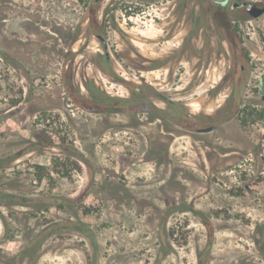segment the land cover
Returning <instances> with one entry per match:
<instances>
[{"label":"rangeland","instance_id":"1","mask_svg":"<svg viewBox=\"0 0 264 264\" xmlns=\"http://www.w3.org/2000/svg\"><path fill=\"white\" fill-rule=\"evenodd\" d=\"M233 1L0 0L5 255L264 264V15Z\"/></svg>","mask_w":264,"mask_h":264},{"label":"flooded vegetation","instance_id":"2","mask_svg":"<svg viewBox=\"0 0 264 264\" xmlns=\"http://www.w3.org/2000/svg\"><path fill=\"white\" fill-rule=\"evenodd\" d=\"M98 1V0H97ZM212 2L220 5L221 7L223 8H226L227 6H229L232 2V0H211ZM245 2H252V3H255L256 6L260 9L263 8V12H261L259 15L257 16H253L252 13L248 10L247 6L245 5ZM232 6H233V9L236 10V11H243L247 14V16H249V18L251 19H260L263 17L264 15V0H259V1H255V0H234L233 3H232ZM241 22V21H239ZM258 85L256 86L257 87V91L260 95V98H261V101L263 102V108H264V89H263V75L259 78L258 80ZM144 103V102H143ZM108 106L112 107L111 108V111L113 112L115 109H114V104L113 102H111L110 104H108ZM145 110H149V107L151 105L149 104H146L145 103ZM243 111V109H242ZM240 112H241V109H240ZM242 124L246 125L247 124V121L246 119H243L242 120ZM214 125H210V126H207V127H202V128H199L198 131L200 132H207V131H211L214 129ZM206 128H211L210 130H204ZM90 191V190H89ZM89 191L87 192H84L81 196V201L82 200H86L88 197H89ZM80 195V194H79ZM78 197V196H76ZM76 197L74 198H71V197H68V196H65V198H56V201L58 200H62L63 203L65 204L64 206H60L59 204H57L56 206L57 207H60V208H63V209H67L66 210V213H67V216L70 217V211L72 212V203L75 207V205L77 206H80L81 205H78L79 202H72V200H74ZM50 198H53V196H43V198H33L31 199V202H33L32 204H37V205H41V206H44L45 208H50L51 204H54V202H56L54 199L51 200ZM21 204L25 205L26 204V201H23L21 199ZM68 204V205H67ZM182 211H190L192 213H198V211L193 208L192 206H188L186 209L182 210ZM78 213L74 212V216H77ZM65 222H68L70 223V220L67 218L65 220ZM76 222H79V223H76ZM76 222H73L74 224H81V220H77ZM54 227V226H52ZM50 226V228H45L43 230H40V231H48L52 228ZM79 229V227H76ZM41 245H43V242H41V240H37V241H30V242H27L26 244H24L23 248L20 249L19 251H16L15 253H11V254H7L5 255V249L1 248L2 247V243L0 242V264H25L26 261H27V255H29V251H35L36 249H40ZM32 259V258H31ZM198 264H203V263H198Z\"/></svg>","mask_w":264,"mask_h":264},{"label":"water","instance_id":"3","mask_svg":"<svg viewBox=\"0 0 264 264\" xmlns=\"http://www.w3.org/2000/svg\"><path fill=\"white\" fill-rule=\"evenodd\" d=\"M245 5L247 6L248 10L252 13L253 16H257L261 12H263V8L262 9L258 8L255 3L245 2ZM210 129L211 128H206L204 130H210Z\"/></svg>","mask_w":264,"mask_h":264},{"label":"trees","instance_id":"4","mask_svg":"<svg viewBox=\"0 0 264 264\" xmlns=\"http://www.w3.org/2000/svg\"><path fill=\"white\" fill-rule=\"evenodd\" d=\"M89 87V86H88ZM90 89V88H89ZM90 92L94 93L91 89H90ZM112 107H109V109L111 110ZM76 223H79V222H76ZM76 225V224H74Z\"/></svg>","mask_w":264,"mask_h":264}]
</instances>
